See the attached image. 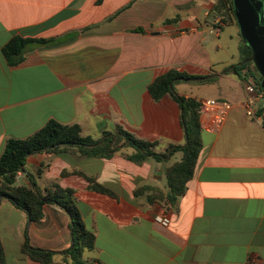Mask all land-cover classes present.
Wrapping results in <instances>:
<instances>
[{
    "label": "crops",
    "instance_id": "obj_1",
    "mask_svg": "<svg viewBox=\"0 0 264 264\" xmlns=\"http://www.w3.org/2000/svg\"><path fill=\"white\" fill-rule=\"evenodd\" d=\"M228 24L224 0H0V155L9 139L27 138L52 119L79 124L95 139L114 135L110 156L77 147L39 152L17 176L20 185L29 186L34 175L40 189L57 183L76 190L96 235L95 247L81 254L83 264H264V94L255 81L225 76L216 85L232 109L214 132L201 115L202 148L175 206L135 194L145 185L166 192L174 155L136 162L128 157L135 149L124 137L118 141L122 128L157 141L158 153L185 143L179 103L170 95L156 101L149 86L172 68L206 76L222 48L214 37ZM16 35L47 42L31 43L23 60L10 65L2 48ZM250 84L256 92L246 90ZM249 97L259 118L247 114ZM79 171L115 195L90 189ZM27 238L55 252L50 264H74L65 253L72 233L63 208L45 203L43 217L31 221L2 199L0 264H43L22 253Z\"/></svg>",
    "mask_w": 264,
    "mask_h": 264
},
{
    "label": "trees",
    "instance_id": "obj_2",
    "mask_svg": "<svg viewBox=\"0 0 264 264\" xmlns=\"http://www.w3.org/2000/svg\"><path fill=\"white\" fill-rule=\"evenodd\" d=\"M229 10L230 18L237 25L232 0H224ZM240 34V33H239ZM241 36V35H240ZM33 42L46 43V39H37L16 35L10 39L2 48L4 57L10 65L20 63L25 54L30 50ZM251 56V48L241 38L240 58L237 62L226 67V74L235 75L243 84L250 78L256 82L259 92L264 94L261 88V76L252 62H245ZM239 62H242L239 64ZM232 66V67H231ZM253 69V71H252ZM203 75L180 71L175 68L158 76L149 86L152 97L159 101L165 95L172 96L180 105L182 110V124L185 129L186 141L183 145H171L169 152L158 153L155 147L157 141H149L135 136L134 134L120 128L125 143L135 149V152L128 155L131 160L141 162L149 156L164 161L169 155L182 153L181 160L175 161L166 169L168 190L166 192L149 185L136 189L135 194L148 193V200L159 201L167 206H175L178 198L186 192L187 184L194 174L195 165L202 148V126H201V102L196 97L179 95L175 90V84L185 80H194ZM215 77V76H214ZM213 77V78H214ZM213 78L200 81H212ZM172 84V85H171ZM112 136H107L100 144L99 139L82 134L79 124H63L57 120H50L40 130L27 138H11L0 155V205L2 199H9L17 207L26 211L31 221H38L43 217V206L45 203L56 204L63 208L71 218L72 245L65 253L71 257L74 264H83L81 254L85 249H93L96 245L95 233L88 229L78 206L76 190L70 187H62L54 184L52 187L40 189L37 187L36 176H30V185L17 183L19 171L24 170L27 158L39 152H59L67 147H77L81 153L87 155L110 156L109 150ZM93 145V146H92ZM170 153V154H169ZM42 170H39V174ZM70 172L64 171L66 175ZM79 175L88 181V187L92 190L115 195L113 191L101 185L95 177L82 171ZM22 253L31 259L43 264H50L55 252L30 246L27 238L23 244ZM0 259L4 260V251L0 240ZM253 264V263H252Z\"/></svg>",
    "mask_w": 264,
    "mask_h": 264
},
{
    "label": "rangeland",
    "instance_id": "obj_3",
    "mask_svg": "<svg viewBox=\"0 0 264 264\" xmlns=\"http://www.w3.org/2000/svg\"><path fill=\"white\" fill-rule=\"evenodd\" d=\"M239 29L235 23L228 24L223 28L221 32V37H214V42L216 44L221 45V49H215L214 56L216 64L209 73L205 75H210L214 73H222L224 69L231 65V63H235L240 58V47H241V36L239 34ZM230 61L229 64L221 63V61ZM253 71V69H252ZM254 72V71H253ZM201 75V74H200ZM203 75V74H202ZM204 76V75H203ZM225 76L233 77V74H226V70L224 74H220L215 76L212 81H200V80H189L185 81L182 80L175 84L176 92L180 91H187L188 93L192 94L193 97H196L199 101L205 98H215V99H224V90L219 89L216 87L218 83L222 81V78ZM251 80L255 81L253 78ZM223 82V81H222ZM256 84V82H255ZM257 85V84H256ZM259 89V88H258ZM237 91L241 92V87H237ZM119 140L123 138V135L120 133L118 134ZM182 154L181 152L175 153L172 157V160H181Z\"/></svg>",
    "mask_w": 264,
    "mask_h": 264
},
{
    "label": "water",
    "instance_id": "obj_4",
    "mask_svg": "<svg viewBox=\"0 0 264 264\" xmlns=\"http://www.w3.org/2000/svg\"><path fill=\"white\" fill-rule=\"evenodd\" d=\"M232 3L240 35L251 48V56L245 62L254 64L262 78L260 85L264 90V0H232ZM224 73H214L194 80L209 79Z\"/></svg>",
    "mask_w": 264,
    "mask_h": 264
},
{
    "label": "built area",
    "instance_id": "obj_5",
    "mask_svg": "<svg viewBox=\"0 0 264 264\" xmlns=\"http://www.w3.org/2000/svg\"><path fill=\"white\" fill-rule=\"evenodd\" d=\"M246 90L249 93L256 92V86L250 84L246 87ZM254 97H249L247 99L246 108L247 114L254 118H259L260 115L257 113L254 108ZM201 102V115L207 116L209 122L204 124V128L209 132L218 131L224 124L230 110L232 109V102L224 99H215V98H205L200 100ZM22 172L19 171L18 175H21ZM158 220L168 224L169 220L165 217H158Z\"/></svg>",
    "mask_w": 264,
    "mask_h": 264
}]
</instances>
